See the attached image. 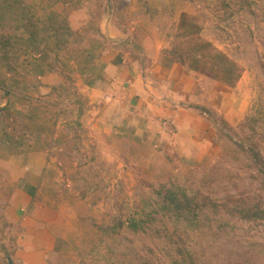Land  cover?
Masks as SVG:
<instances>
[{"label":"rangeland","instance_id":"374dc122","mask_svg":"<svg viewBox=\"0 0 264 264\" xmlns=\"http://www.w3.org/2000/svg\"><path fill=\"white\" fill-rule=\"evenodd\" d=\"M0 264H264V0H0Z\"/></svg>","mask_w":264,"mask_h":264},{"label":"crops","instance_id":"0c3cea01","mask_svg":"<svg viewBox=\"0 0 264 264\" xmlns=\"http://www.w3.org/2000/svg\"><path fill=\"white\" fill-rule=\"evenodd\" d=\"M153 73L156 77L166 79V78H172L174 80V89L179 94V98H183L188 95V88L187 84L190 83L191 85L198 86L200 80L196 78L192 73L188 71H175V67L173 66H162L161 64H156L153 68ZM218 84H215V86ZM189 87V86H188ZM205 88V86H203ZM202 88V89H204ZM201 89V88H200ZM210 90V88H205ZM187 94V95H186ZM191 98L194 99V95L191 96ZM174 117L176 118V124H177V136H180V140H182L183 145L182 148L189 150L191 148V151H196V145H198V142L196 139L202 137V128L204 124H202L203 120H200V117H191L189 118L185 114H183L182 110L176 109L174 111ZM179 127V128H178ZM188 137V138H187ZM193 143V145L191 143ZM188 143H190L189 147L187 146ZM31 249V248H30ZM29 251H32L33 253H37L36 249H31ZM38 253H41V250L38 251ZM26 253L24 252V256L26 258Z\"/></svg>","mask_w":264,"mask_h":264}]
</instances>
